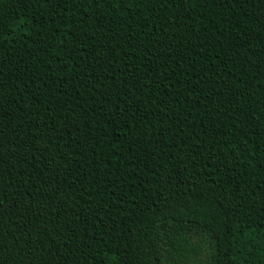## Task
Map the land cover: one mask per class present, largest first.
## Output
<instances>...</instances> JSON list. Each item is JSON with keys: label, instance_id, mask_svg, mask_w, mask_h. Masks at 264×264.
<instances>
[{"label": "trees", "instance_id": "trees-1", "mask_svg": "<svg viewBox=\"0 0 264 264\" xmlns=\"http://www.w3.org/2000/svg\"><path fill=\"white\" fill-rule=\"evenodd\" d=\"M0 264H264V0H0Z\"/></svg>", "mask_w": 264, "mask_h": 264}]
</instances>
